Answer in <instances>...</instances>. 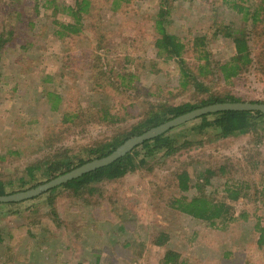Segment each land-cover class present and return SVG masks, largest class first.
Masks as SVG:
<instances>
[{
  "label": "rangeland",
  "instance_id": "obj_1",
  "mask_svg": "<svg viewBox=\"0 0 264 264\" xmlns=\"http://www.w3.org/2000/svg\"><path fill=\"white\" fill-rule=\"evenodd\" d=\"M48 1L0 0V36L9 28L15 34L0 49V179L9 193L30 188L18 177L29 180L25 168L31 163L125 132L153 106L198 96L192 86L178 84L177 63L156 54L159 0H128L116 10L109 8L110 0H90L80 33L63 37L54 31L70 20L62 10L75 0ZM229 3L170 0L167 28L186 43L205 36L213 62L223 63L235 48L220 27L243 23V13ZM97 32L103 35L100 44ZM249 44L252 63L236 77L225 81L213 69L201 77L211 92L264 100V38L253 36ZM95 55L123 78H95ZM183 57L196 73V54L189 49ZM48 92L61 98L56 109ZM102 106L116 112V123L91 121L95 113L88 112ZM77 108L87 110L90 122L64 121ZM197 120L170 132L182 146L173 156L150 159L120 179L101 182L102 195L59 187L1 205L0 264H166L169 250L178 253L177 264H264L254 228L257 221L264 225L256 193L264 186V129L209 140L212 131L191 128ZM182 169L190 175L186 191L175 177ZM205 170L212 171L207 181ZM235 188L240 191L232 199ZM199 195L230 204L231 216L210 224L171 205L179 196Z\"/></svg>",
  "mask_w": 264,
  "mask_h": 264
},
{
  "label": "trees",
  "instance_id": "obj_2",
  "mask_svg": "<svg viewBox=\"0 0 264 264\" xmlns=\"http://www.w3.org/2000/svg\"><path fill=\"white\" fill-rule=\"evenodd\" d=\"M50 1L51 0L45 3H50ZM229 1L231 8L243 13V23L242 28L241 25H222L220 27V31H223L225 35L231 38L235 48V54L230 57L229 60L219 63L213 62L211 54L206 47L205 36H194L186 43L181 37L169 31L167 25H169L168 15L170 0H159L157 13L154 18V28L157 33L154 40L156 54L163 56L165 59H173L175 63H177L180 72L178 84L182 88L192 86V88L197 92L198 96L196 98L193 96V100L181 102L179 104L166 103L161 106H153L146 111L145 115L140 120L129 127V129L125 132L113 133L108 139H98L94 142L86 143L71 152L65 150L63 153L56 152L49 154L48 156H45L44 158L26 166L25 172L28 174L29 180L25 179L24 175L18 177V181L21 185H25V187L30 188L34 187L38 182H40V179L45 181L52 179L57 175L68 172L87 161L105 156L128 138L139 135L151 127L161 124L194 108L217 102L241 101L240 98L229 93L220 94L218 92H211L209 87L205 86L201 80V77H207L212 69L215 73L217 72L220 74V77L225 81H229L230 79L236 77L240 71L246 69L244 67L252 63V51L249 43L251 39H253V36H260L264 38V0H261L259 3H257L256 0ZM124 4H128V0H110L109 8L116 10ZM90 5V0H75L74 5H65L63 7L64 10L62 11H66L70 20L66 23H58L60 27L55 29V36L63 37L69 34L72 36L80 33L82 27H84L83 19L88 16L90 12ZM36 7L37 4L34 3L33 8L35 10ZM13 10L14 9L12 8V11ZM21 17L22 14H19V20ZM13 31V28H9L3 35L0 36V49L7 47L11 42L12 38L15 36ZM99 36L101 37L97 39V42L100 44L101 38L103 37L101 32L98 33V37ZM188 48L196 54V58L199 61L196 65V73L188 66L183 57V54L189 50ZM101 58V56L97 55L94 57V61H92V64L96 67L92 70V75H94L95 78L101 79L106 75L109 77L115 75L123 78V75L117 74L114 71V68H110L108 64L102 65V63H99ZM211 66L214 68H210ZM47 95L49 96L48 100L50 102L51 109H56V105L61 98L58 94L51 92H48ZM252 102L264 103V100H255ZM95 111L88 112L89 115L95 113L91 119L93 122L116 123L118 120V116L115 114L116 112H110V106H102ZM86 116L87 110L83 111L77 108V110L73 113H69L64 118V121L74 123L75 118L80 117L81 120L83 119L84 121L90 122L89 118L86 120ZM196 118L198 119V123L194 124L191 128L208 133L212 131L214 134L212 138H209V140L225 139L231 136H243L255 131L258 127L264 129V114L257 110H222L206 113ZM179 126H182V124ZM174 128L166 130L164 133H161L154 138L143 141L135 146L130 152L107 165L83 173L79 177L70 179L45 192L50 193L59 187H63L70 189L77 194L87 193L89 195H95L98 192L102 195L104 190L100 185L101 182L120 179L126 173L133 171L138 166L140 168L145 167L150 159H162V157L173 156L178 149L182 147L177 143V134L170 133ZM186 141H184V143H186ZM250 157L251 156H249L248 159L249 161L252 159L255 161L254 156ZM211 174V170H205L203 175L206 181ZM175 177L177 178V186L181 191L189 189L190 175L187 170H180L177 174H175ZM6 186L7 183L0 179V195L10 194L17 191L12 190L9 193L6 191ZM244 188L245 187H242V189ZM238 191L240 190L235 188L231 195L232 199L237 198ZM256 193L259 194V201L264 207V186L262 190L256 191ZM11 203L13 202H0V206ZM171 205L172 207H175V209L187 215H191L194 218L206 221L210 224L219 219L225 220V218H229L232 213L230 204L220 201L215 202L203 195L190 198L186 196H179L172 200ZM254 228L257 232L256 244L258 247L264 248V225L257 221L254 224ZM178 257V253L169 250L164 254L163 261L166 264H177Z\"/></svg>",
  "mask_w": 264,
  "mask_h": 264
},
{
  "label": "water",
  "instance_id": "obj_3",
  "mask_svg": "<svg viewBox=\"0 0 264 264\" xmlns=\"http://www.w3.org/2000/svg\"><path fill=\"white\" fill-rule=\"evenodd\" d=\"M222 110H245V111H260L264 114V103L249 102V101H237V102H217L208 104L202 107L194 108L190 111L177 115L161 124L149 128L139 135L132 136L125 140L122 144L117 146L109 154L100 158H94L87 161L68 172L57 175L56 177L47 180L44 183L38 184L35 187L13 192L10 194L0 195V202H19L32 198L38 194H41L61 183H64L70 179L77 178L83 173L89 172L101 166L107 165L124 154L130 152L135 146L142 143L145 140L154 138L155 136L164 133L166 130L179 126L193 118L199 117L206 113Z\"/></svg>",
  "mask_w": 264,
  "mask_h": 264
}]
</instances>
